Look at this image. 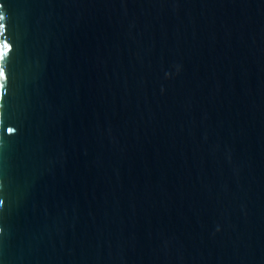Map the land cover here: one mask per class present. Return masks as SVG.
<instances>
[{
    "label": "water",
    "instance_id": "obj_1",
    "mask_svg": "<svg viewBox=\"0 0 264 264\" xmlns=\"http://www.w3.org/2000/svg\"><path fill=\"white\" fill-rule=\"evenodd\" d=\"M0 264H264V0H0Z\"/></svg>",
    "mask_w": 264,
    "mask_h": 264
}]
</instances>
